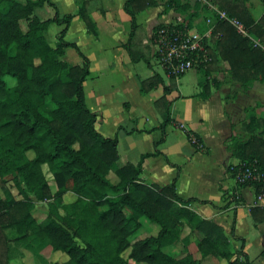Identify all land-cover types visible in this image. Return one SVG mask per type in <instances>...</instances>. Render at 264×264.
<instances>
[{
	"label": "trees",
	"instance_id": "obj_1",
	"mask_svg": "<svg viewBox=\"0 0 264 264\" xmlns=\"http://www.w3.org/2000/svg\"><path fill=\"white\" fill-rule=\"evenodd\" d=\"M89 1L83 0L77 9L86 30L94 27L88 16ZM209 1L238 22L249 37L242 35L229 19L212 18L209 37L204 40L209 59L196 68L201 72L198 94L203 98L208 95L206 72L216 69L217 60L226 63L228 81L238 83L242 89H248L254 80L264 83V0H259L262 10L257 17L251 15L244 0ZM172 2L183 13L188 8L180 0ZM154 5L156 0H125L123 4L130 24L123 47L131 61L148 63L147 48L141 44L142 31L134 15ZM196 5L197 2L192 13L186 14L188 18L197 15ZM35 7H45L50 16L39 19L33 13ZM72 16L60 14L52 0H0V182L5 175L13 174L21 196L0 199V264H7L3 229L22 230L14 239L23 240L25 229L33 223L37 227L35 236L46 240L52 251L65 255L63 260L49 264H128V260L200 264L188 251L191 242L200 257L210 255L224 261L220 264H252L242 251L243 239L233 236L232 228L231 236L238 241L235 251L221 227L200 219L188 208L196 199H181L175 194V178L165 186L138 183L140 161L157 151L142 154L135 165L116 163L117 136L106 137L95 128L96 114L84 102L82 83L89 72L88 58L74 42L63 39ZM49 23L62 26L52 45L44 37ZM137 43L143 48L136 49ZM64 47L77 52L79 65L60 58ZM7 75L14 79L12 87L4 81ZM169 78L173 83L174 77ZM160 82V77L153 74L140 81V87L148 91ZM167 91L163 86V93ZM158 103L163 105L159 124L163 130L172 122L170 101L162 95L154 101V105ZM241 126L250 134L243 137L231 128L226 142L230 155L238 159L231 170L244 161L264 167V105L256 103ZM180 129L196 150L203 149L194 133ZM254 129L260 131L252 134ZM42 165L51 176L53 191ZM109 172L117 178L115 183L109 180ZM248 185L254 192H264V182L245 183L235 185L232 197L237 188ZM29 195L48 201L45 223L43 219L38 224L34 222ZM68 195L73 198L65 201ZM249 213L254 221L264 220L263 207H250ZM140 216L156 224L158 230L155 235L130 241L128 237L141 226ZM185 228L187 233L178 237ZM167 245H176L177 253L164 252L162 248ZM261 252L264 254V249Z\"/></svg>",
	"mask_w": 264,
	"mask_h": 264
},
{
	"label": "crops",
	"instance_id": "obj_2",
	"mask_svg": "<svg viewBox=\"0 0 264 264\" xmlns=\"http://www.w3.org/2000/svg\"><path fill=\"white\" fill-rule=\"evenodd\" d=\"M52 1L60 14L73 15L63 39L74 42L88 58L89 72L82 83L84 102L96 114L95 128L106 137L117 136L116 163L135 165L142 154L157 151L140 161L138 183L165 186L175 178V194L181 199H196L188 204L191 211L200 219L221 227L230 248L235 251L238 241L231 236L232 228L233 236L243 239L242 251L249 261L264 264L261 252L264 249V220L254 221L249 213V208L255 206L252 186L237 188V198L232 197L236 186L231 168L238 163V159L226 149L231 128L243 137L250 134L242 130L241 122L248 119L250 109L256 103L264 105V87L255 89L256 80L248 89L229 82L226 63L217 60L216 69L206 72L208 95L201 97L198 94L200 88L185 95L181 90V78H174L170 84L171 79L163 72L152 52L151 36L155 27L172 24L183 26L191 34H205L210 31L212 20L209 10L201 6L206 3L216 9V5L209 0H199L198 13L202 16L194 13L189 18L186 14L194 11L195 0H180L188 5L184 13L176 8L172 0H156V5L137 12L135 22L141 28V44L146 46L148 54V63H144L141 60L131 61L123 47L130 30L129 16L123 10L125 0L89 1L87 9L94 23L92 30H86L77 15L83 0ZM252 1L254 9L258 10L257 17L262 5L258 0ZM248 3L246 1L245 6L254 16L255 10ZM33 13L39 19L51 14L45 7H35ZM57 26L59 29L53 44L62 27ZM47 29L48 26L44 37L48 42ZM139 45L137 43L136 49L143 48ZM60 58L70 65H79L81 61L71 47H64ZM192 70L198 76L201 74L196 68ZM153 74H157L161 82L148 91H142L140 81ZM197 81L198 77L194 75L193 82L199 87ZM163 86L168 89L165 94ZM162 95L170 101L172 119L163 130L159 127L161 117L157 118L163 105H154V101ZM180 128L194 133L203 149L196 150ZM258 131L260 129H254L252 134ZM187 248L194 258L200 260V264H218L210 255L200 257L193 242Z\"/></svg>",
	"mask_w": 264,
	"mask_h": 264
},
{
	"label": "rangeland",
	"instance_id": "obj_3",
	"mask_svg": "<svg viewBox=\"0 0 264 264\" xmlns=\"http://www.w3.org/2000/svg\"><path fill=\"white\" fill-rule=\"evenodd\" d=\"M247 1V3L253 7V1L252 0H244V4ZM259 1V0H258ZM257 1V2H258ZM197 2V8L195 9L198 13L199 7V1L195 0ZM247 4V5H248ZM201 8H206L209 10V18H218V13H217V7L216 9H210L209 6L206 3H203V6ZM249 12L251 13L250 9L247 7ZM254 9V7H253ZM262 9V6H261ZM219 10V9H218ZM255 10V9H254ZM49 11V10H48ZM256 11H254V16L256 17ZM200 16L202 14L198 13ZM252 15V13H251ZM47 17V16H46ZM204 17H201L200 19H203ZM203 21V20H202ZM76 24V23H75ZM21 28H24V24L21 22L20 23ZM75 27V25H74ZM59 26H57L54 23H50L48 25L47 29V37H48V42L52 45L53 41L55 40V34L58 31ZM209 32V31H208ZM209 35V33H208ZM245 36H248V33L245 32ZM254 43H256L255 40H253ZM220 62H223L220 60ZM225 63V62H223ZM226 65V64H225ZM227 69V65H226ZM194 75L196 78L198 77V74L195 73L192 69L186 71L182 75H180L177 79L181 78L179 81L181 83V90L182 93L185 95L192 94L193 91H198L199 87L195 85L193 82ZM176 79V78H175ZM4 81L6 82V85L8 87H12L14 84V79L13 77L7 75L4 76ZM264 87V83L259 82L256 80L255 84V89L259 90L260 88ZM174 90V89H173ZM161 116H157L159 119ZM42 172L44 174V177L48 180L50 190L53 191V183L51 181V176L49 173L46 171L45 165L41 166ZM13 174H7L3 177V182H0V199L5 200V199H20L21 196L19 193H17V187L15 186V180H13ZM108 178L111 182L115 183L117 181V178L112 172L108 173ZM108 195L112 196L114 193L109 192ZM31 200L33 201V208L34 210L32 211V215L35 218V223L38 224V221L42 220L44 218L45 212L47 210V200H36L34 199L33 196L29 195ZM138 198V196H135ZM72 196L68 195L65 197V201H70L72 200ZM59 212L62 213V210H59ZM42 224L45 223L46 220H42ZM139 221L141 223V226L139 229H137L133 234H131L128 239L130 241H134L136 239L143 238L145 236L151 235V234H156L158 230V226L151 221H149L147 218L140 216ZM37 229L36 225L33 223L30 226H28L25 231H24V236L25 238L23 240H15L14 237L18 236V234H21L19 232H23L22 230H16L14 227L10 228H4L3 232L6 236V242H7V253H6V259H7V264H49L50 262L53 261H61L65 258V255L59 251H52L50 249V246L48 245L46 240H40L38 239L34 231ZM188 231L187 228L183 229L181 234L178 237H181ZM192 250H194L193 245H191ZM162 250L166 253H170L172 255L176 254L178 251V247L176 245H167L162 248ZM125 255V253H124ZM213 261L216 263L220 264V262H224L223 260H219L217 258L211 257ZM255 263V261H253ZM128 264H145L143 262H135L133 260H128Z\"/></svg>",
	"mask_w": 264,
	"mask_h": 264
},
{
	"label": "built area",
	"instance_id": "obj_4",
	"mask_svg": "<svg viewBox=\"0 0 264 264\" xmlns=\"http://www.w3.org/2000/svg\"><path fill=\"white\" fill-rule=\"evenodd\" d=\"M199 1V0H198ZM210 9L215 7L207 4ZM218 18H227L222 10H216ZM244 35L246 30L235 20L229 19ZM209 32L202 35L191 34L183 26L179 25H160L157 26L151 36L152 52L163 72L168 76L177 78L184 72L197 68L209 58L206 51ZM245 36V35H244ZM194 141V136H191ZM232 178L234 184L264 182V167L254 162L244 161L239 163L233 170ZM237 198V194L234 195ZM253 204L264 208V192L253 191Z\"/></svg>",
	"mask_w": 264,
	"mask_h": 264
}]
</instances>
